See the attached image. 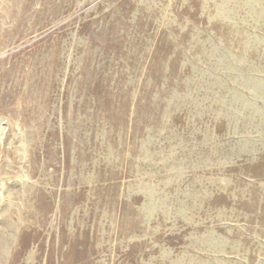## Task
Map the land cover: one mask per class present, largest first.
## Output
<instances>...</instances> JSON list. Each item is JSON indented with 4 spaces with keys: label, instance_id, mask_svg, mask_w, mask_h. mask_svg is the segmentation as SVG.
I'll list each match as a JSON object with an SVG mask.
<instances>
[{
    "label": "rangeland",
    "instance_id": "374dc122",
    "mask_svg": "<svg viewBox=\"0 0 264 264\" xmlns=\"http://www.w3.org/2000/svg\"><path fill=\"white\" fill-rule=\"evenodd\" d=\"M0 264H264V0H0Z\"/></svg>",
    "mask_w": 264,
    "mask_h": 264
}]
</instances>
